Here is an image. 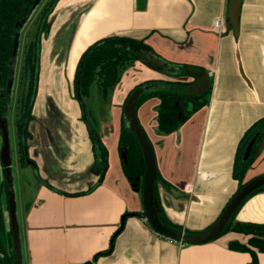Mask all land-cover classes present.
<instances>
[{"label":"crops","instance_id":"1","mask_svg":"<svg viewBox=\"0 0 264 264\" xmlns=\"http://www.w3.org/2000/svg\"><path fill=\"white\" fill-rule=\"evenodd\" d=\"M228 4L58 1L41 38L35 118L29 124L28 152L35 166L17 165L19 172L30 168L35 176L27 181L19 177V196L14 192L13 197L23 264H253L251 253L230 248L233 241L248 244L251 235L229 231L211 242L188 244L159 234L135 214L144 206L141 190L135 191L122 167L123 106L140 83L173 78L136 61L106 98L93 84L85 103L107 148L108 168L91 191L99 174L74 97L82 53L107 36L141 39L168 62L202 68L196 72L209 77L208 103L178 130L159 129V97L145 100L137 114L153 144L159 173L171 185L158 184L164 214L184 229H207L239 189L233 171L240 141L264 117V0H243L238 36L229 25ZM218 17L225 23L223 33L214 30ZM185 79L197 81L195 75ZM36 170L54 189L38 182ZM263 174L264 137L252 153L244 182ZM235 220L264 223V190L243 203ZM6 221L9 230L11 215L6 214ZM258 264H264V252H258Z\"/></svg>","mask_w":264,"mask_h":264},{"label":"trees","instance_id":"2","mask_svg":"<svg viewBox=\"0 0 264 264\" xmlns=\"http://www.w3.org/2000/svg\"><path fill=\"white\" fill-rule=\"evenodd\" d=\"M35 1L36 0H0L1 116H4L6 112L3 107L8 105V93L6 90L9 79L13 77V49L15 34L20 29L18 23L29 16ZM58 1L59 0H50L47 3L37 21V28L33 39L26 45L22 70L25 83L23 109L21 116L17 120L18 135L20 138L19 151L21 153L22 166L28 164L26 161L28 157L26 140L31 136L28 131V123L33 118L32 109L38 93L41 38L47 24V19ZM136 61H141L149 67L173 78L151 79L136 86V88L147 86V89L139 98L137 108L151 97H159L161 99L158 123L159 129L163 133H172L178 130L196 110L208 103L207 95L210 92V88L203 94L190 93L189 87L195 80L190 81L185 79V77L194 76V72L200 71L202 68L190 64L168 62L157 55L152 47L143 40L129 36L112 35L92 43L82 53L78 61L74 80V97L80 104L82 119L87 124L89 130L95 156L94 169L99 174V180L89 191L99 186L104 179L108 168V151L99 136L96 119L93 113L89 111L85 103V97L91 94L92 86L96 83L103 98H106L113 87L120 81L124 70L133 65ZM263 137L264 117L253 123L240 141L233 171L234 177L239 180L238 190L246 183L244 182V178L251 166L252 153ZM251 142H253L251 153L248 158H245L246 150ZM119 151L122 157L123 171L129 181L132 183L136 180V177H142L144 174L143 152L135 134L126 126L124 114H122ZM2 166L0 170V264H19L15 251L13 230L12 227L7 230L4 218V211L9 203H11L13 185L6 177V165L2 163ZM36 176L40 184H45L49 188L54 189V187H52L48 181L44 180L38 172H36ZM159 183H163L168 189H171V185L162 178L160 173L157 180V184ZM263 190L264 186L254 192V194ZM236 213L228 223L224 233L235 231L251 236L248 244L233 241L230 243V248L251 253L253 264H258V252H264V223L237 221L235 220ZM128 214L129 213H127L125 217H127ZM141 215L144 216L143 212ZM160 216L165 223L178 230L183 229L186 232H197L184 229L181 225L170 221L164 214L163 209Z\"/></svg>","mask_w":264,"mask_h":264},{"label":"water","instance_id":"3","mask_svg":"<svg viewBox=\"0 0 264 264\" xmlns=\"http://www.w3.org/2000/svg\"><path fill=\"white\" fill-rule=\"evenodd\" d=\"M243 0H229L228 4V20L235 36L239 35L240 30V15ZM25 19H23L18 26H23ZM19 31L15 34L14 39V49L13 56L17 54V41H18ZM14 63V61H12ZM194 75L197 81L194 82L189 87L190 93L203 94L209 88V77L208 75L201 71L195 72ZM13 80L10 79L9 86L12 85ZM147 89V86H140L135 88L128 96L124 108L123 114L126 118V126L135 134L144 157V174L142 177H136V180L131 183L135 191L141 189L142 199H143V215L151 224V226L161 235L168 237L177 241H184L186 243L192 244H203L211 242L218 237H220L228 223L233 218L234 214L239 210L243 203L254 194L258 189L264 186V174L252 178L247 181L244 186L238 190L230 201L227 203L226 207L223 209L222 213L218 219L207 229L200 232H186L185 230H178L161 219L162 207L158 197V165L157 159L154 151L153 144L141 125L138 114H137V104L141 94ZM0 127L3 133V147L1 149V159L3 163L7 166V171L9 173V163H10V143L8 139V129L7 125L4 124L3 120L0 118ZM253 142H251L246 150L245 158H248L252 150ZM14 194L11 195L10 203V213H11V226L13 230L15 251L17 254V260L19 264H23L22 260V249L21 241L19 237V227L17 222V217L15 214V206L13 204ZM141 215V213H135ZM122 220V226L124 223ZM120 230V229H119ZM87 264H92L91 262Z\"/></svg>","mask_w":264,"mask_h":264},{"label":"rangeland","instance_id":"4","mask_svg":"<svg viewBox=\"0 0 264 264\" xmlns=\"http://www.w3.org/2000/svg\"><path fill=\"white\" fill-rule=\"evenodd\" d=\"M50 0H36L35 4L33 5V8L29 14V16L25 19V22L23 26H20L19 29V36L17 41V54L14 57V65H13V75L16 79V83L13 88L12 93V100L13 97L16 99L21 95L22 91V65L24 64V57H25V50L26 45L30 40L33 39V36L36 32L37 28V21L39 19V16L41 15V12L46 7L47 3ZM46 75L50 78L51 74L46 73ZM19 114V109L17 107V104L13 102L12 108L9 109L7 118H6V125L8 128V139L10 143V171L9 175L12 179L13 184V192L19 196V177L27 180H33L34 179V173L32 169H23L22 172L18 171L17 165L19 163V154H18V137H17V126H16V119ZM19 200V199H18ZM17 201V200H16ZM18 214V210H17Z\"/></svg>","mask_w":264,"mask_h":264},{"label":"flooded vegetation","instance_id":"5","mask_svg":"<svg viewBox=\"0 0 264 264\" xmlns=\"http://www.w3.org/2000/svg\"><path fill=\"white\" fill-rule=\"evenodd\" d=\"M26 51V50H25ZM15 62V61H14ZM13 65H14V63H13ZM22 70H23V65H22ZM22 70H21V75H22V79H23V74H22ZM10 79H12L13 80V82H12V85L11 86H9V81H10ZM9 79V81H8V83H7V93H8V105H6V106H4L3 108L6 110V112H5V115L4 116H1L0 115V118L3 120V122H4V124H6V118H7V115H8V112H9V109H11L12 108V104H13V102H15L16 104H17V107H18V109H19V114H18V117H17V119H16V126H17V120H18V118L21 116V113H22V109H23V92H24V86H25V83H24V81L23 80H21V82H22V91H21V95L19 96V97H17L16 99L13 97V99L15 100V101H13L12 100V93H13V88H14V85H15V83H16V79L14 78V75H13V77H11ZM34 106V105H33ZM32 115H33V109H32ZM35 118V116L33 115V118L29 121V123H28V131H29V133L31 134V136L26 140V145H27V147H28V151H29V140L32 138V133H31V131H30V129H29V124H30V122L33 120ZM8 129V128H7ZM0 131H1V133H0V170L2 169V163H3V161H2V159H1V149H2V147H3V133H2V128L0 127ZM17 137H18V154H19V164L21 165V153H20V151H19V141H20V138H19V135H18V126H17ZM27 151V152H28ZM26 161H27V165L26 166H28V165H31V166H35V162L29 157V152H28V157L26 158ZM22 166V165H21ZM24 167V166H23ZM6 171H7V166H6ZM9 171H10V167H9ZM36 172H38V171H36ZM36 172H35V175H36ZM3 172L1 171V174H2ZM38 174H39V172H38ZM3 175V174H2ZM6 177L12 182V179H11V177H10V175H9V173H8V171H7V174H6ZM37 177V176H36ZM13 185V184H12ZM13 194H14V192H13ZM6 214H8V216L9 215H11V213H10V203H9V205H8V207H6V209H5V211H4V218H5V222H6V228H7V230H8V224H7V221H6ZM10 219V218H9ZM10 227H12L11 226V221H10Z\"/></svg>","mask_w":264,"mask_h":264},{"label":"built area","instance_id":"6","mask_svg":"<svg viewBox=\"0 0 264 264\" xmlns=\"http://www.w3.org/2000/svg\"><path fill=\"white\" fill-rule=\"evenodd\" d=\"M225 23L224 20L220 17H218L214 22V30L218 33L225 32ZM190 188V187H189ZM147 220V219H146Z\"/></svg>","mask_w":264,"mask_h":264}]
</instances>
